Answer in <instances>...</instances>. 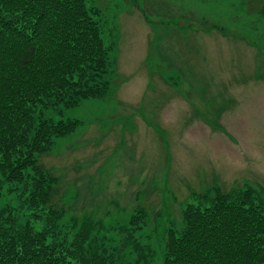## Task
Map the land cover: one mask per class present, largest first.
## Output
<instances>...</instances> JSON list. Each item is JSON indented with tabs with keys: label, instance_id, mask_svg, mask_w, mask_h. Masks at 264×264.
Here are the masks:
<instances>
[{
	"label": "rangeland",
	"instance_id": "obj_1",
	"mask_svg": "<svg viewBox=\"0 0 264 264\" xmlns=\"http://www.w3.org/2000/svg\"><path fill=\"white\" fill-rule=\"evenodd\" d=\"M87 5L100 10L104 40L116 43L110 57L117 75L126 58H131L134 78L146 74L149 63L157 64L155 56L165 46L153 35L148 54L143 62L139 60L144 22L153 23L154 32L160 28L157 33H165L164 37L168 33L177 38L181 33L178 25L193 23L202 32L215 26L213 39L229 35L249 42V58L248 46L241 41L228 45V55L219 58L218 65L225 66L230 77L224 78L227 94H221V86L212 93L218 94L219 100H213L217 105H181L187 117H193L189 126L195 125L185 141L186 121L181 125V165L169 157L166 128L156 124L152 125L153 137H148L151 148L146 146L148 159L155 157L150 173L132 166L127 174L125 146L119 144L120 151L112 154L111 137L100 143L102 133L115 128L121 131L123 126V135L134 129L130 136L137 141L133 148L138 153L145 137L138 131L142 129L139 120L146 121L145 113L139 105H116L120 86L114 90L120 82L112 76L114 92L107 97L84 100L68 110L50 108L42 116L53 122H82L73 134L53 138L50 150L37 157L38 166L55 178L57 190L50 204L62 214L58 230L68 231L71 238L74 221L78 225L88 222L91 238L103 243L120 264H163L168 229L182 230V210L197 204L199 197H212L215 189L223 193L251 189L260 198L256 204L264 207V0H87ZM162 67L159 61L156 68ZM115 118L123 123L113 124ZM107 140L111 142L109 151ZM23 191L24 182L0 181V210L12 211L20 222H33ZM137 207L144 212L137 215ZM134 217L144 224L130 235L129 223ZM136 241L149 249H143L139 263L133 250Z\"/></svg>",
	"mask_w": 264,
	"mask_h": 264
},
{
	"label": "trees",
	"instance_id": "obj_2",
	"mask_svg": "<svg viewBox=\"0 0 264 264\" xmlns=\"http://www.w3.org/2000/svg\"><path fill=\"white\" fill-rule=\"evenodd\" d=\"M100 16L87 0H0V181L24 182L34 218L20 222L0 210V264H120L91 238L88 222L74 221L71 238L58 230L62 214L50 204L55 178L37 164L53 138L82 124L44 119L46 110L73 109L112 91L116 43L104 40ZM198 199L182 210V230L168 229L163 264H264V207L251 189H215ZM142 224L132 218L129 234ZM143 249L134 243L138 263Z\"/></svg>",
	"mask_w": 264,
	"mask_h": 264
},
{
	"label": "crops",
	"instance_id": "obj_3",
	"mask_svg": "<svg viewBox=\"0 0 264 264\" xmlns=\"http://www.w3.org/2000/svg\"><path fill=\"white\" fill-rule=\"evenodd\" d=\"M144 23L146 27L142 38H139L141 42V47L138 50L140 52L139 60L144 61L149 52L151 40L159 39L160 45L165 48L155 56L157 64L149 63L146 74L141 73L138 78H134L131 58H126L123 60L122 73L119 72L117 75L115 72L112 77L117 78V82H120L114 90L116 91L120 86L116 95V105L126 108H131V105H139V109L145 113L146 121L139 120L142 129L138 130L145 137L140 143L138 153L133 148L137 145V141L130 136V132L134 129L131 131L128 129L123 135L124 129L121 126V131L115 128L117 133L115 131L102 133L99 140L102 143L104 138L111 137L112 154L120 151L119 144L125 146L123 160L127 174L131 173L132 166L139 167L143 174L150 173V170L153 169L155 157L150 155L148 159V150L146 149V146L151 148L150 141L152 142V139H148V137H153V124L166 128L170 144L169 157L171 156L173 163L181 165V125H184L186 121L184 141L188 132L195 127V125L189 126L193 117H187L186 112L181 110V105H217L213 100L215 98L217 101L219 100L218 94L215 96L212 93L218 86L222 87L221 94H227V81L224 78L230 77V74L225 66L218 65V60L228 55V45L235 41L244 42L248 46L246 55L249 58V42L243 38L225 35L221 36L222 39H213L212 35L216 33L212 31L216 29L208 28L202 32L201 30L204 29L196 28L193 23L178 25L177 28L181 29V33L177 38L173 37V34H170L172 37L168 36V33L164 37L165 33L160 35L157 33L160 28L154 32L153 23ZM170 28V26L166 28L168 32H170ZM152 35L154 39H151ZM112 60L115 61L114 58ZM159 61L163 63L162 68H156ZM213 80H216V83ZM229 86L232 84L230 83ZM111 122L120 125L123 120L115 118ZM119 138L120 140H118ZM107 145L109 151L111 148L109 140H107Z\"/></svg>",
	"mask_w": 264,
	"mask_h": 264
}]
</instances>
